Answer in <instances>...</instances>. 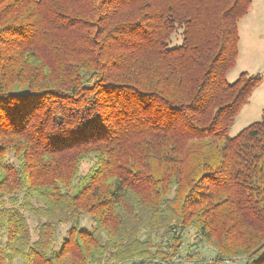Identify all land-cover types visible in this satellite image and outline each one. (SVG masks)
Instances as JSON below:
<instances>
[{
  "label": "trees",
  "instance_id": "obj_1",
  "mask_svg": "<svg viewBox=\"0 0 264 264\" xmlns=\"http://www.w3.org/2000/svg\"><path fill=\"white\" fill-rule=\"evenodd\" d=\"M252 1L0 0V264H264Z\"/></svg>",
  "mask_w": 264,
  "mask_h": 264
},
{
  "label": "rangeland",
  "instance_id": "obj_2",
  "mask_svg": "<svg viewBox=\"0 0 264 264\" xmlns=\"http://www.w3.org/2000/svg\"><path fill=\"white\" fill-rule=\"evenodd\" d=\"M262 0H253V11L251 9V13L247 14V18H251V21L255 20H261L264 19V3L261 4ZM248 19H241L240 25H239V31L241 35V46H240V55L237 63L234 64V66L227 72L226 74V80L228 82H232L236 79L240 71L241 67L246 68H252V70L248 71V73L251 74H259L260 75V83L253 89V91L250 94V97L248 99V102H246L239 110L238 114L233 120L232 125L230 126L228 130L229 136L236 135L243 127H245L250 122H253L255 120H258L260 118V114L251 117L249 119L239 121L238 117L242 115V113L250 112L252 109L257 110L260 108L261 105H264V39H258L254 40L252 37L248 35ZM261 23V21H260ZM239 24V23H238ZM263 33V31H261ZM248 54V55H246ZM29 226L32 231V235H34V226L36 224V220L33 217H30L26 215ZM83 222L87 223V220H83ZM67 229V226H61L58 230L60 233V236H63L65 234V231ZM192 230L183 233V243H182V249L181 251H186L187 248H189V244L192 241ZM60 236L56 239V244L58 245L60 242ZM189 243V244H188ZM153 245V244H152ZM151 245V246H152ZM154 246V245H153ZM149 250H152L150 246L146 247ZM205 254H210L209 249L204 248L203 249Z\"/></svg>",
  "mask_w": 264,
  "mask_h": 264
},
{
  "label": "crops",
  "instance_id": "obj_3",
  "mask_svg": "<svg viewBox=\"0 0 264 264\" xmlns=\"http://www.w3.org/2000/svg\"><path fill=\"white\" fill-rule=\"evenodd\" d=\"M264 3V0H262L261 4ZM253 1H252V4L250 6V9L248 10V12L243 16L245 17V19H248L247 20V23H248V35L250 37H252L254 40H258V39H264V19H261V20H255V21H251V18H247V14L248 13H251V9L253 11ZM249 15V14H248ZM243 17L241 19H243ZM240 19V21H241ZM240 21H238V33H239V51H238V58H237V62H238V59H239V55H240V46H241V35H240V31H239V25H240ZM261 21V23H260ZM261 31H263V33H261ZM264 46V45H263ZM248 55V54H246ZM235 62V63H237ZM240 70H244L246 72L252 70V68H246V67H241ZM241 72V71H240ZM264 108V105H261L260 108H258L257 110H251L250 112H248V110H246L247 112L245 113H242L241 116L238 117V120L239 121H243L246 119H249L251 117H254L257 115V112L258 114H261V111L262 109ZM251 123V122H250ZM248 125V124H247Z\"/></svg>",
  "mask_w": 264,
  "mask_h": 264
}]
</instances>
